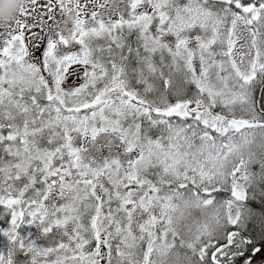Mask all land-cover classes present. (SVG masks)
Segmentation results:
<instances>
[{
    "label": "snow or ice",
    "instance_id": "obj_1",
    "mask_svg": "<svg viewBox=\"0 0 264 264\" xmlns=\"http://www.w3.org/2000/svg\"><path fill=\"white\" fill-rule=\"evenodd\" d=\"M0 264H264V0H0Z\"/></svg>",
    "mask_w": 264,
    "mask_h": 264
},
{
    "label": "trees",
    "instance_id": "obj_2",
    "mask_svg": "<svg viewBox=\"0 0 264 264\" xmlns=\"http://www.w3.org/2000/svg\"><path fill=\"white\" fill-rule=\"evenodd\" d=\"M0 223H2V222H0Z\"/></svg>",
    "mask_w": 264,
    "mask_h": 264
}]
</instances>
